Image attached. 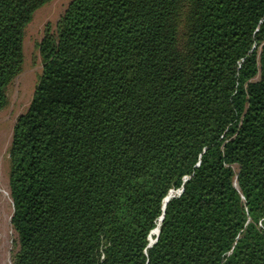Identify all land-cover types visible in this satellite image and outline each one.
I'll use <instances>...</instances> for the list:
<instances>
[{"label":"trees","instance_id":"1","mask_svg":"<svg viewBox=\"0 0 264 264\" xmlns=\"http://www.w3.org/2000/svg\"><path fill=\"white\" fill-rule=\"evenodd\" d=\"M53 1L0 0V112ZM38 49L11 264H264V0H71Z\"/></svg>","mask_w":264,"mask_h":264},{"label":"rangeland","instance_id":"2","mask_svg":"<svg viewBox=\"0 0 264 264\" xmlns=\"http://www.w3.org/2000/svg\"><path fill=\"white\" fill-rule=\"evenodd\" d=\"M71 0H54L39 9L26 28L24 64L21 73L8 89V104L0 112V264H11V253L16 234L11 224L13 202L10 196V157L13 127L33 98L42 70L38 44L48 26L56 24Z\"/></svg>","mask_w":264,"mask_h":264},{"label":"water","instance_id":"3","mask_svg":"<svg viewBox=\"0 0 264 264\" xmlns=\"http://www.w3.org/2000/svg\"><path fill=\"white\" fill-rule=\"evenodd\" d=\"M182 192H183V189H181V190H179V191H177V192H176V191H171V192L169 193V195L164 199V203H166V202L168 203V202L170 201L171 198L175 197L176 194H181ZM152 232H153V231H152ZM152 232H151V233H152ZM159 234H160V230H159L158 234L156 235V238H155V240H154V243L150 244L149 247L153 246V245L156 243Z\"/></svg>","mask_w":264,"mask_h":264},{"label":"bare ground","instance_id":"4","mask_svg":"<svg viewBox=\"0 0 264 264\" xmlns=\"http://www.w3.org/2000/svg\"><path fill=\"white\" fill-rule=\"evenodd\" d=\"M156 230H157V233H158V232H159V229H156ZM156 230H155V231H156ZM155 231H153L152 234H154ZM157 233H156V234H157ZM153 242H154V241L152 240L151 244H152Z\"/></svg>","mask_w":264,"mask_h":264}]
</instances>
